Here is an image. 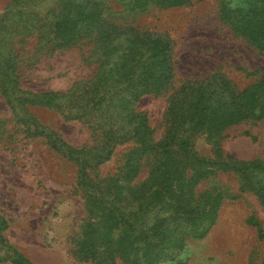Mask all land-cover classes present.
<instances>
[{
  "label": "rangeland",
  "instance_id": "rangeland-1",
  "mask_svg": "<svg viewBox=\"0 0 264 264\" xmlns=\"http://www.w3.org/2000/svg\"><path fill=\"white\" fill-rule=\"evenodd\" d=\"M86 1L0 0V56L16 64L18 89L67 93L76 82L94 78L100 61L93 57V42L86 38L55 49L49 30L53 15L67 2ZM97 1L107 7L106 17L115 25L168 35L172 40V80L161 93L144 95L134 105L135 112L147 115L155 141L169 131L171 99L187 83L220 74L243 90L264 77V53L235 32L221 11L223 4L236 13L264 9V0H188L180 6L140 0L144 10L130 9V0ZM63 109L65 115L70 113ZM99 117L92 113L84 120H69L60 110L47 107L12 109L0 93V264H11L4 259L9 255L5 246L34 264H91L75 256L88 215L78 186V160L87 159L91 178L114 177L134 147L133 141L115 144L111 136L100 135ZM41 129L55 133L77 152L67 147L57 150L46 137L32 136ZM207 131L193 133L182 122L178 141L190 142L200 158L215 159ZM217 140L220 159L264 165V118L234 124L222 130ZM103 147L111 154L97 165L96 157L106 155ZM148 173L145 162L135 183ZM194 191L196 197L205 192L221 195L215 224L204 238L189 239L176 260L160 264H264V237L259 235L260 230L264 233V175L218 169Z\"/></svg>",
  "mask_w": 264,
  "mask_h": 264
},
{
  "label": "trees",
  "instance_id": "trees-1",
  "mask_svg": "<svg viewBox=\"0 0 264 264\" xmlns=\"http://www.w3.org/2000/svg\"><path fill=\"white\" fill-rule=\"evenodd\" d=\"M186 2L156 0L162 6ZM129 3L132 10L146 7L140 0ZM106 10L97 0L67 2L60 13L53 15L49 27L55 49L68 48L86 38L93 42V57L100 61L93 79L76 82L67 93H25L18 89L16 64L0 56V93L12 109L16 105L47 107L60 110L69 120H84L96 113L100 115V135L111 136L115 144L134 142L124 167L114 177L91 178L87 159L78 160V186L88 215L76 243L77 258L91 264L174 261L189 239L204 238L215 224L222 197L211 192L196 197L194 189L202 179L215 175L218 169L264 175V165L258 161L220 159L217 140L222 130L234 124L264 118V77L243 90L220 74L200 83H187L171 99L169 131L155 141L147 115L135 112L134 105L144 95L161 93L172 80V40L168 35L119 27L107 19ZM221 11L223 20L235 32L264 53V9L236 13L223 4ZM63 107L70 110L68 115ZM29 121L34 122L32 117ZM182 122H187L193 133L208 130L215 159L200 158L190 142L178 141ZM32 136L46 137L57 150L67 147L77 152L45 129ZM103 151L106 155L96 157L97 165L111 154L108 147ZM145 162L148 176L135 183ZM261 199L264 204L263 194ZM253 225L258 226L256 222ZM259 235L264 237L263 231ZM5 247L9 255L4 259L11 264H34L11 246Z\"/></svg>",
  "mask_w": 264,
  "mask_h": 264
}]
</instances>
